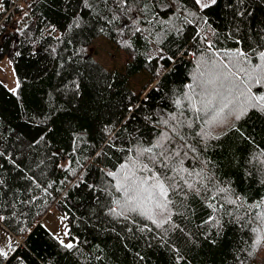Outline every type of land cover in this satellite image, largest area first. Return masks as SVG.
<instances>
[{
    "label": "trees",
    "instance_id": "obj_1",
    "mask_svg": "<svg viewBox=\"0 0 264 264\" xmlns=\"http://www.w3.org/2000/svg\"><path fill=\"white\" fill-rule=\"evenodd\" d=\"M96 1L0 2V264H264V0ZM197 65L225 72L219 110Z\"/></svg>",
    "mask_w": 264,
    "mask_h": 264
},
{
    "label": "rangeland",
    "instance_id": "obj_2",
    "mask_svg": "<svg viewBox=\"0 0 264 264\" xmlns=\"http://www.w3.org/2000/svg\"><path fill=\"white\" fill-rule=\"evenodd\" d=\"M200 2L201 6H205L207 4H209L210 2H212L213 0H198ZM91 53L99 60L102 62V64H104L106 67H108L109 69H115V68H119V69H123L124 66L127 63V56L126 54L121 51L120 49H118L112 42H110L109 40H107L106 38H100L96 43H94V45L92 46L91 49ZM4 59V60H3ZM2 61H4V63L2 64V66H0V79L5 82L8 86H10L11 88H15L16 87V76L15 73L13 72V66L12 63L10 62V59L5 56L3 57ZM219 59V57H218ZM260 60H263L264 62V54H262ZM0 65H1V61H0ZM13 70V71H12ZM226 72L228 74L233 73L232 70L226 69ZM197 73H199L197 76L198 78L203 77L204 75L206 77H203L206 83V89L210 92L209 95V99L211 100L212 97H214V102H215V106L217 108V106L219 105V101L222 100L221 102H224V100L219 97V91L218 93H215L216 95L213 94L212 89L214 88L215 90H217L219 88V83H218V77L219 75H224L225 72L223 73V71H216V72H206L204 70V68L200 65H197ZM261 74L264 77V70L261 71ZM150 75L148 74V72L146 71H142L134 76H132L130 78V85L136 89V90H140L142 89L143 85L146 83V81L149 79ZM198 80V79H197ZM148 82V81H147ZM153 83L150 84V86H152ZM149 86V87H150ZM148 87V88H149ZM221 93V92H220ZM237 95H235L234 97H236ZM239 98V96H238ZM209 100L206 99L205 103H207V108L210 107V103L208 102ZM257 103H259L260 105L264 104V100H257ZM214 103H212L211 105H213ZM220 106H222V104L219 105V107L217 108L218 110L220 109ZM242 105H240L239 107L235 108L233 111H231V113L229 114V119L231 120L232 117H236L235 114L238 111H241V107ZM216 110V109H215ZM215 115H217V117H222L223 115H221V112L219 111L218 113H214ZM238 119V118H236ZM232 121V120H231ZM43 223L46 225V227L54 234L57 236V238L65 243V244H70L71 243V239L69 237L68 234V225H67V220H66V214L60 210V209H53L50 213H48L44 220ZM16 243V240L11 237L6 230H1L0 231V249L4 252V253H9L11 251L12 246Z\"/></svg>",
    "mask_w": 264,
    "mask_h": 264
},
{
    "label": "bare ground",
    "instance_id": "obj_3",
    "mask_svg": "<svg viewBox=\"0 0 264 264\" xmlns=\"http://www.w3.org/2000/svg\"><path fill=\"white\" fill-rule=\"evenodd\" d=\"M94 1H96V0H94ZM97 1H98V0H97ZM97 1H96V2H97ZM107 1H108V0H107ZM177 1H178V0H177ZM112 2H113V0H112ZM116 2H117V1H116ZM118 2H119V1H118ZM120 2H121V0H120ZM129 2H130V1H129ZM61 3H62V2H61ZM106 3H107V2H106ZM110 3H111V2H110ZM137 3H138V2H137ZM139 3H140V2H139ZM176 3H177V2H176ZM90 4L92 5V3H90ZM90 4H89V5H90ZM104 4H105V3H104ZM112 4H113V3H112ZM112 4H111V5H112ZM155 4H156V3H155ZM174 4H175V3H174ZM128 5H129V3H128ZM177 5H178V3H177ZM106 6H107V5H106ZM90 7H91V6H90ZM96 7H97V6H96ZM104 7H105V6H104ZM109 7H110V6H108V8H109ZM174 7H175V6H174ZM195 7H196V6H195ZM99 8H100V6H99ZM106 8H107V7H106ZM113 8H114V7H113ZM113 8L110 7V9H113ZM120 8H121V7H120ZM123 8H124V7H123ZM127 8H128V7H127ZM136 8H137V7H136ZM63 9H64V8H63ZM93 10H94V9H93ZM97 10H98V8H97ZM100 10H101V9H100ZM107 10H108V9H107ZM123 10L125 11V9H123ZM136 10H137V9H136ZM193 10H194V9H193ZM77 11H78V10H77ZM101 11H102V10H101ZM114 11H115V10H114ZM124 11H123V12H124ZM126 11H127V10H126ZM139 11H140V10H139ZM89 12H90V11H89ZM103 12H104V10H103ZM127 12H129V11H127ZM173 12H174V11H173ZM176 12H177V11H176ZM176 12H175V13H176ZM197 12H198V10H197ZM77 13H78V12H77ZM94 13H95V12H94ZM94 13H93V14H94ZM141 13H142V11H141ZM170 13H171V12H170ZM75 14H76V13H75ZM90 14H92V13H90ZM100 14H102V13L100 12ZM110 14H111V13H110ZM125 14H126V13H125ZM78 15H79V14H78ZM96 15H97V14H96ZM96 15H95V17H96ZM194 15H195V14H194ZM86 16L88 17V14H87ZM92 16L94 17V15H92ZM92 16H91V17H92ZM98 16H99V15H98ZM105 16H106V14H105ZM131 16H132V15H131ZM131 16H130V17H131ZM76 17H77V15H76ZM95 17H94V18H95ZM145 17H146V16H145ZM77 18H78V17H77ZM89 18H90V17H89ZM198 18H200V16H198ZM84 19H86V18H84ZM97 19H98V18H97ZM127 19H128V17H127ZM200 19H201V18H200ZM87 20H88V19H87ZM197 20H198V19H197ZM201 20H202V19H201ZM115 21H116V20H115ZM133 21H134V20H133ZM147 22H148V21H147ZM201 22H202V21H199V23H201ZM96 23H97V22H96ZM133 23H134V22H133ZM94 24H95V23H94ZM91 25H92V24H91ZM95 25H96V24H95ZM95 25H94V26H95ZM129 25H130V24H129ZM164 26H165V25H164ZM129 27H130V26H129ZM165 27H166V26H165ZM123 28H124V27H123ZM163 29H164V27H163ZM126 30H127V29H126ZM161 31H162V33H163V30H161ZM165 32H167V31L165 30ZM167 33H168V32H167ZM108 34H109V32H108ZM127 34H128V33H127ZM161 35H162V34H161ZM125 36H126V35H125ZM162 36H163V35H162ZM162 36H161V37H162ZM164 37H166V36H164ZM141 38H142V37H141ZM123 42H124V41H123ZM124 43H125V42H124ZM124 46H125V45H124ZM232 95H233V94H232ZM236 98H237V97H236ZM238 99H239V98H238ZM252 102H253V101H252ZM257 107H258V106H257ZM221 110H222V109H221ZM245 110H246V109H245ZM260 111H261V110H260ZM262 112H263V111H262ZM241 114H242V113H241ZM244 114H245V113H244ZM244 114H243V115H244ZM241 116H242V115H241ZM200 117H201V115H200ZM239 117H240V115H239ZM193 118H194V117H193ZM204 118H206V117H204ZM225 118H229V117H225ZM234 119H235V118H234ZM224 120H225V119H224ZM231 120H232V118H231ZM231 120L229 119L230 123H232ZM238 120H239V119H237L236 121H238ZM224 122H225V124H227L226 121H224ZM224 122H223V123H224ZM221 123H222V121H221ZM226 126H229V125H226ZM199 137H200V136H199ZM195 138H196V136H195ZM201 138H202V137H201ZM197 140H198V139H197ZM200 140H201V139H200ZM197 143H198V141H197ZM201 143H202V142H201ZM138 158H139V157H138ZM134 161H136V160L134 159ZM132 162H133V161H132ZM137 162H138V161H136L135 164H136ZM130 163H131V162H130ZM142 164H144V163H142V161H141V164H140V165H142ZM136 165H137V164H136ZM131 166H133V164H131ZM142 166H143V165H142ZM144 166H145V165H144ZM144 166H143V167H144ZM133 167H135V166H133ZM129 168H130V167H129ZM131 168H132V167H131ZM132 169H133V168H132ZM98 179H99V178H97L96 180L98 181ZM106 180H107V179H106ZM89 182H90V179H89ZM100 182H102V180H101ZM90 183H91V182H90ZM105 183H106V182H105ZM105 183L103 182V184H105ZM108 183L110 184V182H108ZM103 184H102V185H103ZM109 184H108V186H109ZM93 185H95V184H93ZM98 185H99V184H98ZM98 185H97V186H98ZM81 186H82V185H81ZM81 186H80V187H81ZM84 186H85V185H84ZM86 187H87V185H86ZM104 187H105V185H104ZM110 187H111V186H110ZM95 189H96V188H95ZM96 190H97V189H96ZM107 190H108V189H107ZM104 191H105V190H104ZM78 192H79V190H78ZM93 192H94V191H93ZM93 192H92V193H93ZM98 192H99V191H98ZM109 192H110V191H109ZM109 192H108L107 194H109ZM95 193H96V192H95ZM96 194H97V193H96ZM98 194H99V193H98ZM101 194H102V193H101ZM107 194H106V195H107ZM61 196H62V195H61ZM91 197H92V196H91ZM88 198H89V197H88ZM92 198H93V197H92ZM79 200H80V199H79ZM91 200H93V199H91ZM124 200H125V199H124ZM124 200L122 199V202H123ZM78 202H79V201H78ZM125 202H127V201H125ZM118 203H119V202H118ZM118 203H117V204H118ZM121 204H122V203H121ZM126 205H127V203H126ZM76 206H77V205H76ZM121 206H122V205H121ZM81 208H82V207H81ZM263 212H264V211H263ZM80 213H81V212H80ZM256 240H257V238H256ZM34 253H35V252H34ZM85 256H86V255H85ZM83 257H84V256H83ZM82 259H83V258H82Z\"/></svg>",
    "mask_w": 264,
    "mask_h": 264
},
{
    "label": "crops",
    "instance_id": "obj_4",
    "mask_svg": "<svg viewBox=\"0 0 264 264\" xmlns=\"http://www.w3.org/2000/svg\"><path fill=\"white\" fill-rule=\"evenodd\" d=\"M0 2H1V0H0ZM3 60H4V59H3ZM3 63H4V61L1 60V66H2Z\"/></svg>",
    "mask_w": 264,
    "mask_h": 264
}]
</instances>
